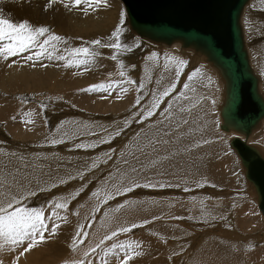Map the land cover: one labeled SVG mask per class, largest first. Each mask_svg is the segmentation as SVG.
Here are the masks:
<instances>
[{"label":"rangeland","instance_id":"1","mask_svg":"<svg viewBox=\"0 0 264 264\" xmlns=\"http://www.w3.org/2000/svg\"><path fill=\"white\" fill-rule=\"evenodd\" d=\"M115 1L119 5L117 10L120 13L115 9L118 6L114 4V11L119 14L116 16V13H114V18L117 17L114 27L119 24L121 12L125 13L121 43L123 48L130 47L131 51H124L122 48L118 54V59L114 61L110 58V61L116 66L115 70H119V76L121 70L125 72L124 77H119L121 81L126 82L130 79L136 82L132 84L133 101L131 100V104L124 112L126 114L123 112L114 114L110 111L102 113L100 110H97L98 113L88 112V110L74 105L75 102L73 99L71 100L74 92L67 94L69 97L66 98L55 90H51V93L46 90L40 92L20 91L10 96L19 101L18 103L21 105L37 106L35 107L37 108L36 117L38 114L42 125L44 124V127H46V132L35 139H18L8 131L12 126L9 125L8 128V123L0 120V201H3L6 197H11L13 194L34 192L35 195H30L27 200L22 201L23 207L28 209L43 208L46 216H51L52 211L58 212L61 217L67 216V221L52 218L60 224L58 235L51 237L46 245L38 247L27 254V260L30 256L29 260L31 262L24 261L25 259L22 257L21 264H26V262H28L27 264H34L35 261L36 263L40 262L39 264H41V261L44 264H66V262L71 264L74 259H84V252L99 243L106 234H110L111 231L118 229L120 226H131L133 223L143 226L133 228L129 233L120 234L114 238L117 244L122 242L129 244L126 240L132 239L135 251L142 253L139 256L134 255L129 264H254L247 263V261L242 263L236 255L245 256L246 254L247 256L257 250L264 251V242H254L257 243L256 245L253 242L249 243L250 238L255 237L256 234L264 233L261 221V216L264 219V212L257 209L253 198L247 196L251 192L242 175V170H244L245 179L247 180V170L239 157L237 149L233 146V141L243 139L233 138L230 141L231 150L227 146V141L231 138V135L225 134L228 133L227 131L221 129V132L218 129L220 118L217 106L220 102V96L217 98L216 94L219 93L221 84L218 82L216 74L206 64L200 68L199 75L194 77L192 81H188V76L196 68H199L191 65V60H185L186 64L180 67H177L179 60L175 66L168 63L166 51L159 52L158 49H154L156 46L146 41L143 42L129 30L130 26L125 8L118 3L119 0ZM45 3L46 0H31V5L26 4L24 7L19 8L15 6L18 4L14 3L13 0H6L3 5H0V8L14 22H22V19H29L30 21L35 19L36 25L48 26L53 32L55 30V32H59L57 24L62 26L65 22L75 20L73 12H68L61 5H55L54 11L43 12L42 6ZM252 15L256 19L255 31L252 30V24H249V18ZM241 25L250 65L255 70L256 68L254 69L250 58L252 53L257 50V53H254L256 55L254 56L255 63L260 62V55L264 56V0H250L243 12ZM113 31H110L109 36ZM60 36L66 38L69 43L73 40L77 41L76 45H69L68 49L88 45L92 50L101 49V46H94L89 41L71 35L66 36L61 33ZM175 48L178 51V48ZM109 51H112L113 55L117 54L115 49ZM149 52L151 54L153 52L157 53L156 59L148 60L149 63L153 61L152 64L146 62L144 58ZM66 53L70 54L67 50L64 54ZM179 55L181 56L178 52ZM263 56L261 59L263 68H258L254 72L259 78V90L264 97ZM141 59L142 63H140ZM121 63L125 66L123 69L120 68ZM163 67L166 72L160 71V68ZM177 70L181 73L178 77L176 76ZM117 71L116 73H118ZM161 77L163 78L161 79ZM185 83H189L190 87L188 89L184 88ZM140 84H143L142 89L139 87ZM163 84L166 85L163 86ZM172 84H175V90L171 91L170 95L163 97L156 114L148 120L140 122L142 116L137 115V113L150 106L154 94L159 95ZM181 93H184V95L181 96ZM17 97L23 99L24 102L21 103V100ZM137 97L140 100L138 105L136 104ZM213 100H215V105H213ZM169 104L171 109L166 111ZM200 110L203 113L205 112L204 117L207 116V120H204L202 114H199V124L192 134L200 139L205 134L208 136L205 135L199 141L201 143L199 145L197 142L182 145L181 152L184 148L187 153L192 154L202 150L203 146H212L215 149L214 162L216 164L213 172L221 175L223 182L219 186L208 182L206 184L204 179L199 176L200 178L195 179L193 183L176 186L173 183H166V181L161 180L159 175L156 176V179H154V176L141 177L140 173L147 174L154 163L156 165V162L161 160L164 162L169 161L167 155L161 157L151 155L148 158L150 155L148 149L164 145L160 138L166 134V136H169L171 134L170 128L175 132L176 129L178 130V128L186 125L185 121L197 115ZM202 126L206 127L203 128ZM198 127L200 128L198 129ZM261 129L262 135L260 137L256 135L253 139L255 143L253 141L252 143L256 144L257 151H262L264 155V145H262L264 144V121ZM212 130L216 133H213ZM117 131L121 133L119 136L115 135ZM202 133L204 134L201 135ZM105 139H109L110 143H104ZM178 139H182V137H178ZM53 141L56 142L53 143ZM196 141L198 140L196 139ZM82 145L86 147H82ZM244 145L254 149L249 144L244 143ZM254 151L256 152L255 149ZM254 151L247 159L254 155ZM181 152H173V154L175 157H180L184 154ZM105 153H109L111 156L106 162ZM257 158L264 161L259 154ZM133 169H136V171H133ZM81 174H83V179H81ZM133 180L142 185L150 183L156 186L134 187L133 191L116 195L109 199L107 203H104L103 198L106 192H114L117 187L129 184ZM185 188L188 190L185 191ZM97 190L100 192L99 197H93L92 192ZM77 192L79 195H74ZM239 196L244 197V199H239ZM169 200L179 203V205H176L178 209L177 220L164 219L163 214L156 211L157 207H160L169 212L167 208L174 205ZM52 201H67V210L50 208L49 205ZM121 204H126V207L115 211ZM237 207L242 208L240 216L234 213L238 209ZM214 209L217 211L215 214L213 213L216 212ZM245 209L248 211H245ZM106 213L107 215H105ZM231 215L233 216V226L228 221V216L231 217ZM145 220L149 223L144 224ZM81 230L86 234V237H82L84 242L78 245L76 252H73L70 244L73 237ZM231 231H233L232 235ZM141 234L143 235L141 236ZM89 240L92 242L91 244L88 243ZM147 241L152 242L151 246H147ZM112 243L113 241H106L105 250ZM137 243L140 246L138 248L135 247ZM57 244L59 251L50 252L49 246ZM124 251L123 248L118 249L115 253L116 256L109 253L106 257L108 264H118L119 259L124 255ZM129 251L132 250L129 249ZM97 253H100L99 249H97ZM97 253H92L91 257L87 258V264H93V261L94 264H100L103 253L99 255ZM13 255L6 250L0 251V260L3 261V264H9Z\"/></svg>","mask_w":264,"mask_h":264},{"label":"bare ground","instance_id":"2","mask_svg":"<svg viewBox=\"0 0 264 264\" xmlns=\"http://www.w3.org/2000/svg\"><path fill=\"white\" fill-rule=\"evenodd\" d=\"M249 2H250V0H249ZM249 2L246 4V6L249 4ZM118 3L121 4V6L124 8V6L122 5V2L120 0L118 1ZM114 4L118 6V8H115V9L116 10L119 9V5L116 3L115 0H106V5L107 6L102 5L99 8V10H89V14L88 15H85L82 11H73V17H75V20L74 21L65 22L64 24H62V26L60 24H57V27L59 28V32H55L56 31L55 30L54 33L57 34V35H60L61 33L65 34L66 36H70L71 35L72 37L80 38L81 40H86V41H89V42H92L94 40L99 39V40H101L102 44L110 43V41L108 39L109 33H110L111 30L113 31V27L115 26V19L117 21V17L114 18V16H115L114 13H116L114 11ZM15 6L21 8V6H19V4L15 5ZM246 6L244 7V9H243V11L241 13L240 21H239V24H240V27H241V31H242V35H243V29H242V25H241V19H242V15H243V12H244ZM118 11L119 10H117V12ZM118 13H120V12H118ZM118 15L119 14L116 13V16H118ZM23 20L24 19H22V21ZM255 20L256 19H254V15H252L249 18V22L250 23L248 22L249 24H252V30H254V31L256 30V25H255L256 21ZM258 21H259V19L257 20V22ZM31 22L36 25L35 19L31 20ZM129 30L136 37H138L139 39L143 40V42L146 41V42L151 43V44H153L154 46L157 47V48L155 47L154 49H156V50L158 49L159 52L160 51L161 52L166 51V53H167L166 56L174 57V60L170 63V64H172L174 66H175V64H176V62L178 60L179 61L180 60H183V61L191 60L190 61L191 65H193L195 67H198L199 69L202 68V66H204L206 64H207L206 65L207 67L208 66L210 67V68L209 67L208 68L211 69V71H213L216 74V78H217L218 82H220V84H221V86L219 87L220 88L219 89V93L216 94L217 98H219V96H220V98H219L220 102H219V104L217 106V110H218L219 118H220V124L218 126V129L221 131V127L224 124V121H223V118H222V112H223V110H224V108H225V106L227 104V99H228L227 81H226L225 77L223 76L221 70L218 67H216L215 65H213L211 62H209L207 57L203 53H201L199 51H196L192 47L185 48V47H183L182 43L179 42V41H175L171 45H168V44L162 43V42H153V41H150V40H148L146 38H142V37L138 36L131 29H129ZM247 37H249V36H247ZM76 42L77 41L73 40L71 43H68L67 47L69 45L70 46L76 45ZM243 43H244V35H243ZM129 45H131V44H129ZM249 45H250V43H249ZM56 47L59 49V51H53L52 52V55L54 57L52 60H49L46 57H42L41 60L38 61L34 67L29 66V64L31 62L25 61L22 58V56L12 58V60L16 61V64L12 68H8L6 66L5 62L0 60V120L6 121L8 123V128L10 126H12V128L9 129L8 131H10L11 134L13 135V137H15V138H18V139H25V138L35 139L38 136H42L46 132V127H44V124L42 125V123L40 121V118L38 117V114H37V117H36L37 108H35V107H37V106H27L25 104L21 105L20 103H18L19 101L15 100L14 98H12V96H10L11 94L16 93V92H20V91L40 92V91H45L46 90L48 93H51V90H55V91L63 94L66 98L69 97L67 94H70V93L74 92V95L71 98V100L73 99V101L75 102L74 105H77L78 107H81V108H83L85 110H88V112L90 111L91 113L97 112V110H100L102 113H105L107 111L113 112L114 114L122 113V112L124 113L126 111L127 107L131 104V100H132V97H133V85H129L125 81L123 82V81L120 80L121 78H119L120 76L118 75L119 74V72H118L119 70L118 71L115 70L116 66H114L113 63L110 61V56L112 54V51H109L110 49L106 50L105 48H102V46H101V49H98V50H94L93 49L97 53V55L94 58H92V57L89 58L91 60V63L88 64L87 66H83L82 65V66H78V67L77 66L65 67L64 66V61L55 59V56L64 55V56H67L69 58H72V57L68 53L64 54V52L66 51V46L63 43H59L58 45H56ZM163 47H165L167 49H165ZM175 47L178 48V51H177V49ZM152 49H153V47H152ZM152 49H151V51H152ZM244 49H245V51L247 53V50L245 48V43H244ZM254 51H255V49H254ZM178 52H179V54H181V56L180 55L178 56ZM189 52L192 53L193 55L190 54ZM255 52L257 53V50ZM259 52H258V54H259ZM254 53H252V56L250 57L251 58V63L253 65L254 69L255 68L256 69L261 68L262 64H263V62L261 61L263 55H260L261 57L259 56L260 57L259 58L260 62L257 61L255 63L254 62V59H255L254 56H256V55H254ZM27 54L30 55V54H33V53H27ZM182 55H184V56H182ZM247 55H248V53H247ZM150 57H151V52L147 53L146 57H144L145 61L148 62V60H150L149 59ZM197 57L200 58L203 62L200 59L198 60ZM128 61H129V59H128ZM135 62H137V61H135ZM248 62H249V66H250L251 72H252V74L254 75V77L257 80L258 93H259V95L261 96V98L264 101V97L261 95L260 90H259V83H260L259 78L257 77V75L254 72V71H256V69L255 70L252 69V67L250 65L249 56H248ZM140 63H142V59H141ZM152 63H153V61H152ZM152 63H149V64H152ZM41 64L47 65V67H42ZM143 64H145V63H143ZM178 64H177V67L178 66L180 67L181 65L180 64L178 65ZM185 64H186V62H185ZM256 64H258L259 66L256 65ZM20 65H23V66L21 67ZM140 67H141V65H140ZM160 69H161L160 71L166 72V69L164 67L160 68ZM141 70H143V69H141ZM116 71L118 73H116ZM145 71H147V70H145ZM263 75H264V71H263ZM208 76H210V75H208ZM162 78L163 77H161V79ZM164 78H165V76H164ZM118 82H123V83L118 84ZM102 83L105 84L106 86L108 84H112V88L110 90H108V91H104V90L85 91V89H89L93 85H99V84H102ZM49 84H50V86H49ZM164 85H166V84H163V86ZM167 86H168V84H167ZM121 87L127 88L128 91L126 93L125 92H121ZM191 91H193V90H191ZM90 93H95V94H90ZM207 99H208V97H207ZM201 106L203 107V105H201ZM176 112H177V110H176ZM124 114H126V113H124ZM199 114H202L203 118H205L204 120H207V116L204 117L205 116V112L203 113L202 110H200L197 115L194 116V114H193L194 117H190L187 120L186 125L182 126L181 128H178V130L176 129L175 132H173L174 130H171L172 128H170V133L171 134L169 136H166L167 135L166 134L165 136L160 138V141H162L164 143V145H162L161 147H158V148H154V149H150L149 148L148 149V153L150 152V155H149L148 158H150L151 155L152 156L154 155L153 157H157V156L161 157L162 155H167V158L169 159V161L167 160V162H164V161L161 160L162 161L161 162L159 160L160 162H156V165L154 163V165L148 171L147 174L143 175V173H140L141 177H143V176H147V177L148 176L149 177L154 176V179H156L157 178L156 176L159 175V176H161V180L166 181V183L167 182H170L171 184L173 183V185H176V186H179V185L183 186V184H186V183H193V181H195V179H197V178L199 179L200 177H202L204 179L205 183L208 182V183H211V184L216 185V186H219L223 182L222 176L219 175L217 172L216 173L213 172L216 164L214 162V160H215L214 159L215 149L212 146L211 147L203 146L202 150L197 151V152L192 153V154L190 152L187 153L184 148H182V152H181L182 145H187L188 143L191 144L192 142H194V143L197 142V144L199 145V144H201L199 141L201 139H203L204 136L206 135L205 134L200 139L198 136H194L192 134V132L194 131L195 127H197L198 124H199V121H200ZM13 117H15V119H13ZM28 120L33 121V123H26V121H28ZM209 121H210V119H209ZM263 121H264V117L258 122L257 126L251 130L249 136H244L243 134L232 130V128H230L227 131L228 133L223 132V133H225L227 135H231V138L227 141L228 148L231 149L230 141L233 138H235V137L236 138H242L243 140H240V139L239 140L244 142V143H246V144H249L250 146H252L257 152L255 154L256 155L259 154L261 156V158L264 159L263 152L259 151V150L257 151V145L254 144L255 142L253 141V139L255 138L256 135H258L259 137L262 135L263 132H262L261 128H262ZM208 126H209V123H208ZM204 127H206V126H204ZM199 128L200 127H198V129ZM205 131H207V130H205ZM213 133H216V132L213 131ZM203 134L204 133H202L201 135H203ZM209 134H210V131H209ZM217 134H215V135H217ZM215 135H214V137H215ZM206 136H208V135H206ZM212 136H213V134H212ZM178 137H182V139H178ZM196 139L198 141H196ZM210 140H211V138H210ZM252 141L254 143H252ZM261 141H262V139H261ZM260 143H263V142H260ZM262 145H264V144H262ZM173 152H181V153H184V154L181 155L180 157H175ZM153 159H155V158H153ZM231 161H233V160H231ZM142 163H143V161H142ZM160 163H161V166H160ZM228 165H229V163H228ZM226 168H227V166H226ZM242 175H243V179H244L245 183L249 186L248 189L251 192V193H248L247 196L250 197V198H253L255 200L257 209H259V199L257 197V194L254 191V188H253L252 184L245 179L244 170H242ZM144 179H145V177H144ZM236 192H237V190H236ZM240 198L244 199V197H240L239 196V199ZM169 201H171V200H169ZM172 202L174 203V205H171V206H169L167 208L169 210V212H167L166 209H164V208H160V207H157V209L155 208L156 211L160 212V214H163L162 217L164 219H171V218L172 219H176L177 218L176 216L178 214V209H177L176 205H179V203H177V201L175 202L174 200L171 201V203ZM215 202H216V200H215ZM209 204L212 207L211 203H209ZM212 204H213V202H212ZM256 206H254V207H256ZM232 207H234V206L232 205ZM241 211H242V208H238L236 210V212H234V213L237 214L238 216H240V212ZM245 211H248V210L245 209ZM131 212H132V210H131ZM213 213L215 214V213H217V211L213 212ZM228 215H230V214H228ZM219 217H221V216H219ZM235 217H234V219L236 221H238ZM225 219H226V217H225ZM228 221H229V224L231 226H233L234 222H233V216L232 215H231V217L228 216ZM261 221H262V224H263V227H264V219L262 218V216H261ZM209 230H210V228H209ZM209 232H211V231H209ZM232 234H233V231H231V235ZM142 235L143 234H141V236ZM212 235H214V234H212ZM241 236H243V235H241ZM134 240L136 241V239H134ZM123 241H125V240H123ZM126 241L129 242V244L130 243H132V245L134 244V242H132L133 241L132 239H128ZM138 241H139V239H138ZM149 241H150V239H149ZM249 241H250L249 243H252V242L253 243L254 242L263 243L264 242V233H262V234L260 233V235L256 234V236L253 237V238H250ZM88 243L91 244L92 242L89 240ZM123 244H127V243H123ZM145 244H146V242H145ZM151 244H152V242L149 243L147 241V246H151ZM256 244L254 243V245H256ZM49 247H50L49 250L52 253L53 252L55 253V250L59 251L58 250L59 249L58 248V244L57 245H53V246L50 245ZM238 250H239V248H238ZM244 250H246V249H244ZM145 253H147V252H145ZM29 257H28L27 261H30ZM236 257L241 259L242 263H243V261L245 263L247 261V263L250 262V263H254V264H264V251H262V250H260V251L257 250L256 252H253L250 255L248 254L247 256H246V254H245V256H242V255L238 254V255H236ZM35 259H34V261H35ZM34 261H33V263H34ZM27 263L28 262H26V264ZM39 263L38 262L36 263V261H35L34 264H39ZM41 264H44L43 261H41ZM45 264H47V263H45Z\"/></svg>","mask_w":264,"mask_h":264},{"label":"snow or ice","instance_id":"3","mask_svg":"<svg viewBox=\"0 0 264 264\" xmlns=\"http://www.w3.org/2000/svg\"><path fill=\"white\" fill-rule=\"evenodd\" d=\"M6 0H0V5H3ZM14 3H18L19 6L24 7L26 4L31 5V0H13ZM55 5H61L68 12L73 11H82L85 15L89 14V10H99V8L106 5V0H46V3L42 6V11L47 13L49 11H54ZM125 24V13L121 12L119 24L115 27L114 31L108 37L110 43L102 44L101 40L97 39L91 42L94 46H102L110 49H115L117 54L112 55L110 58L112 60L118 59V54L123 48L121 43V36L124 31ZM59 43H63L66 46V50L70 53L72 58H69L64 55H57L55 59L64 61L65 67L73 66H87L91 63L90 57L94 58L97 53L94 50H91L88 46L76 47V48H67L69 41L55 34L52 29L45 25H35L28 19H24L22 22H14L13 19L4 14L2 8H0V60L5 62L8 68H12L16 61L12 60L14 57H20L25 61L31 62L29 66L34 67L42 57H46L49 60H52L54 57L52 55L53 51H59L56 47ZM51 46V47H50ZM139 46V45H137ZM124 51H131L130 47L123 48ZM27 53H33L28 55ZM157 58V53L153 52L149 59ZM168 63H171L174 60V57H166ZM178 63L181 66H184L185 61L180 60ZM21 67L23 65H20ZM42 67H47V65L41 64ZM125 66L123 63L120 64V68L123 69ZM180 71H176V76L180 75ZM200 74V69H196L188 76V81H192L194 77ZM120 76L124 77L125 72L120 71ZM211 79V78H209ZM123 82H118V84ZM127 84H135V81L127 80ZM185 89L190 87L189 83H185ZM139 87L142 89L143 84H140ZM112 88V84H99L93 85L85 91H94V90H104L108 91ZM175 90V84L166 88L159 95H153V101L149 107L144 109L142 112L137 113V115L142 116L144 120H148L156 114V110L159 108V105L162 103L163 97L170 95L171 91ZM127 88L121 87V92H127ZM184 93H181L183 96ZM21 100V103L24 102L23 99L17 97ZM140 103L139 97L136 99V104ZM213 105H215V100H213ZM171 105H168L166 111H170ZM15 119V117H13ZM26 123H33V121L28 120ZM187 123V121H185ZM218 123V121H217ZM121 133L117 131L116 136H119ZM139 135V134H138ZM56 141H53L55 143ZM104 143H110L109 139H105ZM82 147H86L83 146ZM105 157L110 159L111 156L109 153H105ZM136 171V169H133ZM81 179H83V174H81ZM63 182V181H62ZM156 185L146 183L140 184L137 181L133 180L129 184L122 185L117 187L114 192L105 193L104 203L116 195H123L125 193L133 191L134 187H155ZM188 189L185 188V191ZM99 190L93 191V197H99ZM30 195H35L34 192H26L20 194H13L11 197H6L3 201H0V251L6 250L9 253L14 254L10 259L9 264H21V258L23 257L25 261L27 260V254L33 252L38 247L46 245L51 237L58 235V229L60 224L56 220L67 221V216H59V213L56 211L51 212V216L45 215V210L41 209H28L22 206V201L27 200ZM74 195H79L75 193ZM74 198V197H73ZM50 208L67 210L68 203L52 201L49 205ZM126 207V204L119 205V208L115 211H119ZM107 215V213L105 214ZM55 217L56 220L52 218ZM159 218V217H157ZM144 224L149 223L145 220ZM143 225H137L133 223L131 226H120L118 229L111 231L110 234H106L94 247H91L84 252V259H74L71 261V264H87V258L91 257L92 253H97V249L100 250V253H103L101 256L100 264H108L106 257L109 253L115 255L116 251L120 248L125 249L124 255L119 259L118 264H129V261L133 259V256H139L142 253L135 251L132 244H117L114 241L115 237H118L120 234H126L132 231L133 228L140 227ZM82 237H86V234L83 231L77 232L73 237L70 244V248L73 252H76L78 245L82 244L84 241ZM106 241H113L110 247L105 250ZM136 248L140 247L137 243ZM131 249L132 251H129ZM100 253H97L98 255ZM0 264H3V261L0 260ZM67 264V262H66ZM94 264V261H93Z\"/></svg>","mask_w":264,"mask_h":264},{"label":"water","instance_id":"4","mask_svg":"<svg viewBox=\"0 0 264 264\" xmlns=\"http://www.w3.org/2000/svg\"><path fill=\"white\" fill-rule=\"evenodd\" d=\"M130 29L153 42L175 41L203 53L227 81L228 99L221 129L249 136L264 117V101L251 72L239 24L249 0H120ZM233 146L247 170V180L264 212V161L236 139ZM247 159L248 156L253 154Z\"/></svg>","mask_w":264,"mask_h":264},{"label":"crops","instance_id":"5","mask_svg":"<svg viewBox=\"0 0 264 264\" xmlns=\"http://www.w3.org/2000/svg\"><path fill=\"white\" fill-rule=\"evenodd\" d=\"M254 191H255V188H254ZM257 197H258V195H257ZM259 199V198H258Z\"/></svg>","mask_w":264,"mask_h":264},{"label":"clouds","instance_id":"6","mask_svg":"<svg viewBox=\"0 0 264 264\" xmlns=\"http://www.w3.org/2000/svg\"><path fill=\"white\" fill-rule=\"evenodd\" d=\"M248 181V180H247ZM249 182V181H248Z\"/></svg>","mask_w":264,"mask_h":264}]
</instances>
